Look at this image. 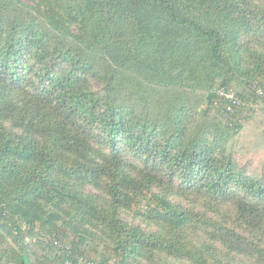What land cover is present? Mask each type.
Wrapping results in <instances>:
<instances>
[{
  "label": "trees",
  "instance_id": "trees-1",
  "mask_svg": "<svg viewBox=\"0 0 264 264\" xmlns=\"http://www.w3.org/2000/svg\"><path fill=\"white\" fill-rule=\"evenodd\" d=\"M81 258L264 264V0H0V264Z\"/></svg>",
  "mask_w": 264,
  "mask_h": 264
},
{
  "label": "built area",
  "instance_id": "built-area-1",
  "mask_svg": "<svg viewBox=\"0 0 264 264\" xmlns=\"http://www.w3.org/2000/svg\"><path fill=\"white\" fill-rule=\"evenodd\" d=\"M219 95L225 98L227 101H229L232 104V106L241 107L244 105V101L241 100L239 97H237L233 92H227L226 90L221 89L219 91ZM232 106L229 107L230 110L232 109ZM66 264H98V263H86L85 260L81 258L79 259L78 262L68 260ZM112 264H116V262H113Z\"/></svg>",
  "mask_w": 264,
  "mask_h": 264
},
{
  "label": "rangeland",
  "instance_id": "rangeland-1",
  "mask_svg": "<svg viewBox=\"0 0 264 264\" xmlns=\"http://www.w3.org/2000/svg\"><path fill=\"white\" fill-rule=\"evenodd\" d=\"M258 129H259V127H256V126H254V127L251 128V129H248L249 131L245 134V141H246L248 144H250L251 142H253L254 139H255V142H256V140H257L256 135H257ZM243 136H244V133L242 134L241 138H242ZM243 146H245L246 148L248 147L247 145H243ZM125 219H126L127 221H129L130 223H137V224H140V222H138V221L134 218V216H133L132 214H128L127 217H125ZM189 264H191V263H189Z\"/></svg>",
  "mask_w": 264,
  "mask_h": 264
}]
</instances>
